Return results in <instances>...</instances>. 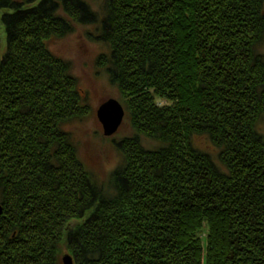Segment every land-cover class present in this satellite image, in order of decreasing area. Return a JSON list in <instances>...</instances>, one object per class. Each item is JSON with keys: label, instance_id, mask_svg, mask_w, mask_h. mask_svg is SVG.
<instances>
[{"label": "trees", "instance_id": "trees-1", "mask_svg": "<svg viewBox=\"0 0 264 264\" xmlns=\"http://www.w3.org/2000/svg\"><path fill=\"white\" fill-rule=\"evenodd\" d=\"M0 23V264L63 246L74 264H264V0H0ZM77 26L108 48L132 132L102 184L66 131L90 113L79 80L46 47Z\"/></svg>", "mask_w": 264, "mask_h": 264}, {"label": "rangeland", "instance_id": "rangeland-1", "mask_svg": "<svg viewBox=\"0 0 264 264\" xmlns=\"http://www.w3.org/2000/svg\"><path fill=\"white\" fill-rule=\"evenodd\" d=\"M0 59L6 53L5 31L0 23ZM96 26H77L75 31L63 39L53 38L46 43L47 49L60 59L70 62L72 74L79 80V90L89 108L87 117L69 123L66 127L78 148V156L82 162L94 174L99 184L106 183L110 173L117 168L121 161L114 140L131 136L129 125L124 121L115 135L110 138L105 137L102 126L96 119V110L100 105L116 100L120 103L117 89L112 87L96 67L99 55L107 54L108 48L100 41L96 34ZM264 55V44L258 49ZM125 118V116H124ZM193 144L201 151L210 153L213 161L223 170L218 161V152L214 150L209 140L202 136L193 137ZM78 222L72 221L70 226H75ZM61 257L67 255L65 247H61Z\"/></svg>", "mask_w": 264, "mask_h": 264}, {"label": "water", "instance_id": "water-1", "mask_svg": "<svg viewBox=\"0 0 264 264\" xmlns=\"http://www.w3.org/2000/svg\"><path fill=\"white\" fill-rule=\"evenodd\" d=\"M125 111L118 101L109 99V101L103 103L96 110V119L102 126V131L105 137L110 138L115 135L118 129L124 122ZM3 208L0 205V217ZM61 264H74L73 257L69 254L61 257Z\"/></svg>", "mask_w": 264, "mask_h": 264}]
</instances>
